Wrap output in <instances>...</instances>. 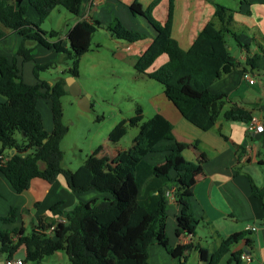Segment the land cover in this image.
<instances>
[{"label": "trees", "instance_id": "1", "mask_svg": "<svg viewBox=\"0 0 264 264\" xmlns=\"http://www.w3.org/2000/svg\"><path fill=\"white\" fill-rule=\"evenodd\" d=\"M161 1L153 0L144 8L136 0L129 7L134 16L143 17L156 32L152 44L138 58L135 69L163 85V94L184 119L202 131H209L214 128L225 106V96L212 94L210 86L235 70L242 69L244 73L256 70L259 58L264 57V50L261 56L248 55L245 64L232 60L226 38L234 33L230 28L234 11L221 4L215 5L213 21L204 27L188 50H183L172 37L175 0H170L168 19L163 24L153 15ZM82 3L83 0H0V40L9 33L19 35L23 42L18 56L25 63L35 61L34 51L38 47L63 55L73 61L68 75L76 79L81 58L91 50L93 36L103 24L98 20L78 22L68 34L69 47L60 38V32L45 31L41 24L58 7L78 16ZM30 7L39 15V22L27 17ZM106 29L115 39L128 43L147 39V34L129 29L119 19ZM234 38L241 47L236 35ZM28 42L36 46L28 47ZM245 49L249 52L248 47ZM164 55L167 62L151 71ZM52 65L36 64L34 75L38 81L31 85L24 81L16 60L11 61L0 54V96L6 99L0 102V174L19 194L27 191L36 178L53 183L63 176L74 193L97 191L110 198L79 203L70 212H63L62 203H57L51 208L53 217L42 218L28 234L23 228L13 232L0 229V253L7 255V260L14 259L24 247V263L42 264L58 251L66 250L71 264H150L149 249L156 241L176 264H187L189 254L194 251L199 252L203 262L219 264L235 244L245 240L246 233H235L225 239L211 256L206 249L192 243L170 245L166 232L169 204L166 191L176 188L175 200L180 207L176 236H194L199 220L193 211V190L197 177L203 173L206 157L202 156L197 162L188 161L184 151L197 148L198 142H179L173 133V123L160 113L143 121V112L138 109L135 117L116 125L109 136L113 144L125 137L127 126L139 128L127 152L111 158L102 155L103 147H99L78 170L64 169L61 143L69 132L63 122L62 98L67 94L64 90L66 80L61 78L50 86L39 79V72ZM40 100L51 103V133L45 129L38 107ZM224 116L227 121H252L249 112L237 107H232ZM17 133L22 135V144ZM14 149L17 152L11 156ZM158 154L165 156L163 164L152 165L146 160ZM6 156L8 161L2 163ZM40 163L45 164V169L40 168ZM251 185L253 195L263 198L264 188L257 187L252 180ZM59 216L66 217L67 222L58 223L55 217ZM16 218L17 211L13 208L7 216L0 217V221L10 225ZM55 225V230L48 233ZM242 255L241 252L233 254V261L241 264Z\"/></svg>", "mask_w": 264, "mask_h": 264}, {"label": "crops", "instance_id": "2", "mask_svg": "<svg viewBox=\"0 0 264 264\" xmlns=\"http://www.w3.org/2000/svg\"><path fill=\"white\" fill-rule=\"evenodd\" d=\"M134 1L136 0H100L98 5H94L93 0H83L80 14L70 19L71 23L66 33H62L60 38L69 47L68 34L78 22L98 20L103 26H108L115 19H119L129 29L147 34L146 40L128 43L129 49L136 53L138 60L152 44L156 32L143 17L138 18L130 12L129 7ZM152 1L141 0L140 3L147 8ZM169 2L170 0H162L158 6L159 12L154 13L155 18L162 24L168 19ZM216 4L234 11V22L230 27L234 33L228 34L226 38L232 60L245 64L248 55L261 56L264 50V0H232V3H228V0L222 3H219V0H175L172 37L179 46L183 50H188L193 45L204 27L213 21ZM31 19L39 22V15L33 14ZM235 35L241 47L236 42ZM22 42L23 39L19 35L9 33L8 37L0 40V54L11 61L16 60L24 79L23 69L25 64L30 62L25 63L18 56ZM245 47H248L249 52ZM34 56L37 63V53H34ZM166 62L165 55L160 57L151 71ZM257 65L256 70L249 72L255 80L254 84L245 79L242 69H238L224 75L210 86L209 90L212 94L225 96V106L214 128L209 131H202L184 119L166 97L168 102L163 101L162 107L157 106V113L173 123V133L179 142L188 144L198 142L197 148L190 147L184 151V157L191 162H197L202 156L206 157L203 173L197 177L193 190L192 206L195 217L199 220L196 234L192 237L176 236L180 207L176 200H172L169 201L166 210V232L169 243L172 247L192 243L206 249L211 256L231 235L246 233L245 240L235 244L219 264H236L232 256L240 252L251 259L248 262L241 257V264H264V196L255 197L251 185L252 180L257 187L264 188V130L261 133L249 132V123L227 121L224 116L232 107L242 108L251 114L252 120L264 126V57L259 58ZM5 101L6 99L1 96L0 102ZM38 107L43 115L45 129L51 133L53 130L51 103L48 100H40ZM128 150L116 145L112 153L104 149L102 155L115 158ZM146 160L152 165H160L165 162V156L151 155ZM40 168L45 169V164L40 163ZM107 198H110L108 194L97 191L74 193L63 176H59L53 183L36 178L27 191L19 194L0 174V217L7 216L13 208L17 211L16 221L10 225L0 221V229L13 232L23 228L28 234L39 225L42 218L53 217L51 208L57 203H62L63 212H70L79 203H91ZM57 218L55 217L56 220ZM249 227H255L257 230L253 231ZM149 253L150 264H176V261L156 241L152 242ZM0 256V263L6 264L7 255L0 253ZM25 256V248L21 247L15 257L24 260ZM191 259L198 264H208L201 260L198 251L189 254L187 264ZM42 264H71V262L66 250H61L46 258Z\"/></svg>", "mask_w": 264, "mask_h": 264}, {"label": "rangeland", "instance_id": "3", "mask_svg": "<svg viewBox=\"0 0 264 264\" xmlns=\"http://www.w3.org/2000/svg\"><path fill=\"white\" fill-rule=\"evenodd\" d=\"M222 2L224 0H219V3ZM228 3H232V0H228ZM158 6L153 15L159 12ZM33 14L36 16L37 13L30 7L27 17L31 21ZM74 17L76 16L65 8L58 7L41 24V28L48 32L58 31L64 34L71 23L70 19ZM27 45L32 48L36 46L31 42ZM34 53L38 55L37 63H27L23 69L27 83H37L34 75L35 65L46 62L53 65L39 72L41 81L50 86H54L61 78L67 81L70 77L68 69L73 65L72 60L57 53L55 55L52 51H44L42 47L36 48ZM135 61L136 53L129 49L128 42L112 37L106 26L93 36L91 50L81 58L79 76L75 79L81 89L80 97L88 98L90 110H82L78 100L70 92L62 98L63 122L69 128L61 143L64 169L78 170L86 158L99 147L110 153L116 145L122 149H130L139 133L138 127L127 126V134L117 144L109 140L111 131L120 122L135 117L138 109L143 112V121L153 118L157 114V106L162 107L163 101L168 102L163 94V85L141 75L135 69ZM16 137L22 142L21 134L17 133ZM188 264L198 262L195 263L191 259Z\"/></svg>", "mask_w": 264, "mask_h": 264}, {"label": "built area", "instance_id": "4", "mask_svg": "<svg viewBox=\"0 0 264 264\" xmlns=\"http://www.w3.org/2000/svg\"><path fill=\"white\" fill-rule=\"evenodd\" d=\"M99 3H100V0H93V4L94 5H98ZM244 77H245V79L247 81H249V83L254 84L255 80H254L253 76L250 73H245ZM263 130H264L263 124H260L256 120H252L248 124V131L249 132L261 133V132H263ZM8 159H9V157H7V156L6 157H3L2 163L7 162ZM175 193H176V188L175 187H171V188H169L166 191V194L165 195H166V198H167L168 202L169 201H172V200H175ZM57 222L58 223H66L67 222V219H66V217L59 216L57 218ZM55 228H56V225L53 226V227H51L48 230V233L53 232L55 230ZM249 229H252L253 231L257 230L255 227H253V228L249 227ZM13 239L14 240H17V237H14ZM242 259L245 260V261H248V262L251 260L250 257L249 256H246V255H243L242 256ZM6 264H24V260L21 259V258L15 257L12 260H7Z\"/></svg>", "mask_w": 264, "mask_h": 264}, {"label": "water", "instance_id": "5", "mask_svg": "<svg viewBox=\"0 0 264 264\" xmlns=\"http://www.w3.org/2000/svg\"><path fill=\"white\" fill-rule=\"evenodd\" d=\"M64 90L66 92H70L77 100L79 107L84 111H89V101L87 97H80L81 95V89L79 88L78 84L76 83V80L74 77H69L66 81V84L64 86ZM17 150L14 149L11 151V156H14L16 154ZM1 257V256H0ZM2 264V263H0Z\"/></svg>", "mask_w": 264, "mask_h": 264}]
</instances>
